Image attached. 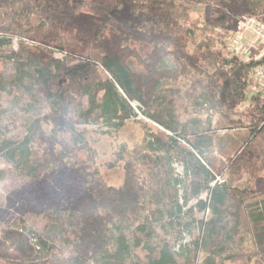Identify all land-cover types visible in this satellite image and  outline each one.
<instances>
[{"label":"trees","instance_id":"trees-1","mask_svg":"<svg viewBox=\"0 0 264 264\" xmlns=\"http://www.w3.org/2000/svg\"><path fill=\"white\" fill-rule=\"evenodd\" d=\"M243 20L264 27V0H0V48L13 38L35 44L8 59L9 78L0 74V123L19 115L25 128L18 141L0 134V160L30 182L59 170L76 199L35 245L1 232L0 264H194L199 254L205 264H264V89L252 82L264 55L229 51ZM179 77L193 80L185 116ZM131 103L162 133L143 124L142 148L119 146L106 166L122 167L113 185L83 128L109 135L135 119ZM174 162L196 184L173 177ZM186 198L209 217L176 256L154 237L172 218L168 205L180 218Z\"/></svg>","mask_w":264,"mask_h":264},{"label":"rangeland","instance_id":"rangeland-1","mask_svg":"<svg viewBox=\"0 0 264 264\" xmlns=\"http://www.w3.org/2000/svg\"><path fill=\"white\" fill-rule=\"evenodd\" d=\"M201 15L204 16V13L202 12ZM197 17L198 14L192 15L191 19L197 20ZM240 36L242 43L250 47V55L252 57L261 56L263 47L252 34L243 31ZM21 46L34 47L35 44L19 38H13L10 44L0 48V74H3L5 78H9L13 73V60L10 61L8 59H16L13 54L19 53ZM52 55L56 59L64 57L58 52H53ZM25 57L26 54L24 53L20 55L21 59H25ZM189 76H192V74ZM192 81L189 77H179L175 85L181 90L180 95L182 98H185L177 102L178 111L183 116H185L183 107L190 104L188 93L190 92ZM255 89L258 88L256 87ZM130 108L135 119L125 123L119 129L111 130L109 135H101L102 132L108 131L105 128H83L89 132L90 146L97 152L95 163L99 167L101 174H105V179L108 183L113 185H118L122 181V167L120 165V168L108 169L106 166L110 162L115 161V153L118 151L119 146L125 145L129 151L142 148L144 138L146 137L143 124L147 126L148 134L152 131L157 132L156 129L162 133L161 129L144 117L142 109L138 104L131 103ZM0 134L8 139L20 140L25 135V128L23 127L21 117L18 115V117L3 119L2 123H0ZM172 170L173 177L182 178L185 187L189 184H196L190 176H184L182 168L178 163H173ZM0 171H4L7 174V178L0 183V233L6 230L22 232L35 245L36 235L43 233L45 228L51 225L65 224L67 216L73 210L76 199L71 190L63 184L59 170L51 169L47 171L43 175V178L37 182H30L29 180L16 177L10 166L3 160H0ZM223 179H227V177L225 176ZM179 195H184L182 189L179 190ZM186 199V204H184L182 199L179 203L183 207L180 218L176 216L174 205H168V213L172 215V218L165 219L163 222L164 228L157 229L154 237V245L157 246L164 241L169 242L176 256L180 254L179 245L188 244L193 241L199 235L200 222L209 217L208 213L202 214L195 210V200ZM201 200L206 201V195H202ZM127 239L131 245L132 235L130 232L127 234ZM56 246L64 258L71 256L69 250L62 248L58 243H56ZM44 257L45 255H40V258ZM194 262V264H205V255L199 254ZM129 264H139V262L133 257ZM217 264L222 263L218 261ZM223 264L262 263L258 260L251 262L237 260Z\"/></svg>","mask_w":264,"mask_h":264},{"label":"built area","instance_id":"built-area-1","mask_svg":"<svg viewBox=\"0 0 264 264\" xmlns=\"http://www.w3.org/2000/svg\"><path fill=\"white\" fill-rule=\"evenodd\" d=\"M240 28L241 33L230 43L229 51L245 60L252 57V55H250V47H248L247 44H243L240 39L242 32L247 31L260 42L263 47V53L261 55H264V27L256 23L254 20H243L240 23ZM252 82L257 84V88L264 89V66L259 67L255 71Z\"/></svg>","mask_w":264,"mask_h":264}]
</instances>
